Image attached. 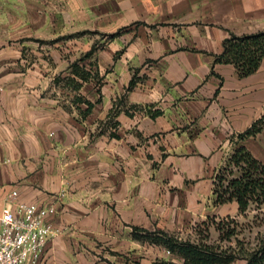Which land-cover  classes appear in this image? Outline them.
<instances>
[{"label": "crops", "instance_id": "crops-1", "mask_svg": "<svg viewBox=\"0 0 264 264\" xmlns=\"http://www.w3.org/2000/svg\"><path fill=\"white\" fill-rule=\"evenodd\" d=\"M263 29L264 0H0V212L56 207L39 264H155L153 236L241 215L217 175L240 146L264 163V127L239 138L264 57L219 56Z\"/></svg>", "mask_w": 264, "mask_h": 264}, {"label": "trees", "instance_id": "trees-1", "mask_svg": "<svg viewBox=\"0 0 264 264\" xmlns=\"http://www.w3.org/2000/svg\"><path fill=\"white\" fill-rule=\"evenodd\" d=\"M224 46L225 50L219 60L235 64L240 76L252 74L259 68L264 57V29L250 34H232L225 40ZM263 127L264 117L240 133L239 138L256 135ZM234 168L239 169L240 175L230 178L227 174L234 175ZM215 192L218 203L237 200L241 215L247 212L252 202L259 206L264 205V163L256 159L245 146L236 148L224 169L217 175ZM231 218L235 217L220 221ZM232 234L228 233L229 237ZM152 238L165 244L183 261L180 263L166 259L155 264H233L237 259L244 260V264H264V235L254 248H243L240 252L219 250L214 245L167 232Z\"/></svg>", "mask_w": 264, "mask_h": 264}, {"label": "built area", "instance_id": "built-area-1", "mask_svg": "<svg viewBox=\"0 0 264 264\" xmlns=\"http://www.w3.org/2000/svg\"><path fill=\"white\" fill-rule=\"evenodd\" d=\"M17 197V190L9 193V204L0 212V264H39L55 233L49 217L56 207L19 202ZM167 253L172 254L169 249Z\"/></svg>", "mask_w": 264, "mask_h": 264}, {"label": "rangeland", "instance_id": "rangeland-1", "mask_svg": "<svg viewBox=\"0 0 264 264\" xmlns=\"http://www.w3.org/2000/svg\"><path fill=\"white\" fill-rule=\"evenodd\" d=\"M234 175H240L239 169L234 168ZM228 233H233L229 237ZM264 235V205L255 202L249 206L246 213L239 217L226 219L224 221L211 220L197 223L192 231L186 233L184 238L201 241L202 243L216 246L219 250L229 252H240L243 248L250 250L254 248ZM172 260L179 258L172 252ZM245 261L237 259L233 264H244Z\"/></svg>", "mask_w": 264, "mask_h": 264}]
</instances>
